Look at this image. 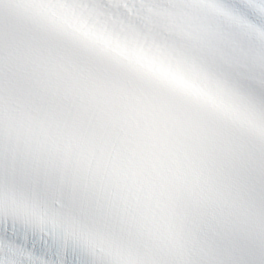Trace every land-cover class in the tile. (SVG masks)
<instances>
[{
	"label": "snow or ice",
	"instance_id": "obj_1",
	"mask_svg": "<svg viewBox=\"0 0 264 264\" xmlns=\"http://www.w3.org/2000/svg\"><path fill=\"white\" fill-rule=\"evenodd\" d=\"M0 264H264V0H0Z\"/></svg>",
	"mask_w": 264,
	"mask_h": 264
}]
</instances>
